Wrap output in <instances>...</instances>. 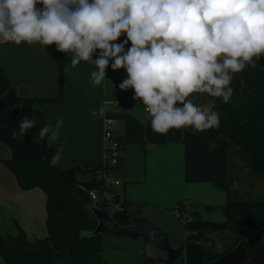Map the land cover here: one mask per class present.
I'll return each instance as SVG.
<instances>
[{"label":"clouds","instance_id":"clouds-1","mask_svg":"<svg viewBox=\"0 0 264 264\" xmlns=\"http://www.w3.org/2000/svg\"><path fill=\"white\" fill-rule=\"evenodd\" d=\"M0 37L17 46L55 45L72 56L73 69L81 62L94 65L93 86L105 81L111 60L113 71L126 73L119 89L133 90L155 133L185 127L201 133L219 129L221 117L194 103V94L229 103L235 74L264 58V0H0ZM17 123L19 132L11 136L19 140L36 124L35 113ZM48 132L45 125L39 139ZM92 235L79 232L81 238Z\"/></svg>","mask_w":264,"mask_h":264},{"label":"trees","instance_id":"trees-1","mask_svg":"<svg viewBox=\"0 0 264 264\" xmlns=\"http://www.w3.org/2000/svg\"><path fill=\"white\" fill-rule=\"evenodd\" d=\"M46 48L61 73L72 56L58 52L55 45ZM231 86L234 93L227 104L222 98L208 96L212 100L210 106L220 112L219 129L197 133L191 127H185L157 134L151 128V120L141 122L124 112H107L105 115L124 122L122 131L115 135L121 150L128 144L182 142L185 182H211L226 192L224 223L206 222L197 216L184 221L183 227L188 234L184 257L180 249V262L185 264L214 260L227 253L239 238L243 239L248 251L246 264H264V58L257 61L255 69L249 67L235 74ZM59 100L61 88L55 97L17 93L0 66V141L11 151V158L4 164L14 175L19 189L40 188L44 191L47 214L45 237L27 239L23 231L16 236L0 234L3 259L0 264H88L101 252L100 235L81 238L79 232L81 229L92 231L96 225L91 205L108 212L111 207L104 202L92 203L88 195L89 189L103 190L102 179L98 176L103 166L53 167L50 161L55 147L49 143L48 134L43 140L38 137L44 127L43 114L32 103ZM18 104L22 107L16 108ZM33 113L36 118L34 127L21 139H13L12 131L19 132L17 122L23 116L32 119ZM42 156L46 159H41ZM231 156L243 161L253 180L263 179L261 194L257 197H239L232 193L231 170L236 166ZM120 167L121 163L106 165L113 172L120 171ZM78 172L86 173L90 178L79 180ZM106 190L111 191V188L106 187ZM120 204L122 211L111 213L112 218L119 224H127L130 215L123 208L126 202ZM227 226L235 232L233 243L222 251L213 250L208 231L222 230Z\"/></svg>","mask_w":264,"mask_h":264},{"label":"rangeland","instance_id":"rangeland-1","mask_svg":"<svg viewBox=\"0 0 264 264\" xmlns=\"http://www.w3.org/2000/svg\"><path fill=\"white\" fill-rule=\"evenodd\" d=\"M112 62L109 61V67L106 69L105 81L93 86L90 74L94 65L81 62L73 71L69 62L59 73L56 61L49 55L46 46L41 48L38 44L29 46L26 43L17 46L13 42H4L0 37V64L10 76L13 87L17 86L19 89L21 86L27 89L31 86L33 90H39L40 84L45 81L42 88L56 92V83H63L66 98L62 104L54 105L59 108L58 116L51 114L52 118L47 121L50 130L49 141L55 145L54 155L62 150L57 167H83L87 163L101 162L105 141L104 115L99 109V104L103 95L113 94L117 104L127 105L137 113L143 112L142 103L132 99V89L127 92L119 89V83L126 78V73L123 69L113 71L110 66ZM202 96L203 94H199L194 103L206 107ZM34 106L38 104L34 103ZM59 116L68 120L60 125ZM147 117L150 118L148 113ZM53 132H56L57 138L50 139ZM173 145L175 144H161L154 150H148L146 158L138 152L136 146H125L121 150L123 167L112 176L120 182L111 188V192L117 196V200L113 201L116 208L109 207V212L122 211L120 202L124 199L125 186V212L130 216L144 217L157 225L167 234L170 244L181 249V256L184 257L188 234L183 227L184 221L197 216L206 222L224 223L226 216L223 204L227 195L223 189L211 182L186 183L183 177V148L179 151L173 148ZM10 153L9 147L0 141V185H3L0 186V203L8 200V190L18 188L14 175L4 164V161L10 158ZM231 160L236 166L235 170H231L232 193L249 198L261 194L263 179L253 180L239 157L231 156ZM145 164L149 172L147 182L142 181L141 176ZM150 169L153 174H150ZM98 176L97 179L100 177ZM77 178L85 180L87 174L78 172ZM41 191L45 195L44 191ZM5 212V208L0 209V230L3 234L8 232L7 227L11 225ZM12 232H15L13 228ZM208 232L213 242L212 249L215 251L224 250L235 239V232L230 226ZM100 241V254L92 257L88 264H171L156 246L143 238L131 239L103 233L100 234ZM0 261L2 262L1 255Z\"/></svg>","mask_w":264,"mask_h":264},{"label":"crops","instance_id":"crops-1","mask_svg":"<svg viewBox=\"0 0 264 264\" xmlns=\"http://www.w3.org/2000/svg\"><path fill=\"white\" fill-rule=\"evenodd\" d=\"M64 55L67 56H71L70 54H65ZM96 56H93V59H95ZM71 61V60H70ZM70 61H68L67 63H69ZM111 62V60H110ZM66 63V64H67ZM65 64V66H66ZM68 65V64H67ZM0 66L3 68V66L0 64ZM4 69V68H3ZM76 69V68H75ZM75 69L72 68L73 71H75ZM91 70H93L91 68ZM5 71V69H4ZM92 72V71H91ZM8 80L10 82V84L12 83L10 76L7 74V72L5 71ZM72 81V80H71ZM52 84V88L54 87V82L51 83ZM45 85V81L43 83L40 84V89L38 90H33L31 88V86H28V88H24L20 86V90L17 88V86L13 87L15 89V91L19 94H27L29 96H35V97H55L57 96V92H59V89L61 88V100L59 101H47V102H36L38 104V106H34V103H32V105L37 108L38 110L41 111V113L43 114V120H44V126L47 125V121L48 119L50 120L51 114H55L56 116H58V106H54L57 104H62L65 100V94L63 93V83H56V88L57 91L56 92H51V91H47L44 90V88H42ZM51 88V89H52ZM53 91V90H52ZM53 93V94H50ZM112 96V97H111ZM203 99L206 102L207 106L209 107L212 103V100L206 95L203 94ZM51 106V107H50ZM101 108H103V112L102 114L104 115V118L106 117V113L107 112H124V113H130L133 116H135L138 120H140L141 122H146L148 120H151V118L147 117V112L144 111V107H143V112H134V110L130 107H128L127 105L124 104H117V101L114 100L113 98V94L108 95H103L102 98L100 99V104H99V109L101 110ZM104 118H103V122H104ZM112 118V117H111ZM61 119L63 120L62 123H65V121H67L68 119H64L62 116H59L58 121H61ZM115 119V118H113ZM62 123H59L60 125H63ZM120 123V124H118ZM48 126V125H47ZM124 126V122L123 120H118L115 119V132L120 133V131H122ZM48 134V141H49V137H50V130L47 133ZM50 144H52V142L49 141ZM147 144H128L126 146H133L135 147L138 152H141L142 156L144 158L147 157V153L146 151L148 150H154L155 148L159 147L161 144H175L173 145L176 150L182 151V142H165V143H157V146H149ZM53 146H55L54 144H52ZM124 149V148H123ZM11 152V151H10ZM11 154V153H10ZM54 156V155H53ZM123 157V156H122ZM11 158V155H10ZM8 158V159H10ZM7 160V159H6ZM104 162V147H103V153H102V160L100 163H87L84 165H89V166H96V165H102ZM146 166V164H145ZM123 167V162L121 159V167ZM150 174H153V170L151 171V169L149 170ZM148 170H147V166L144 167L142 169V181L147 182V178H148ZM149 174V175H150ZM90 175L87 174V178L89 179ZM85 179V180H86ZM180 181V179H179ZM186 183H192V182H186ZM195 183V182H193ZM3 186V185H0ZM124 199L123 201H126V196H127V188L124 186ZM8 200L3 201L0 203V209L1 208H5V213L7 218L11 221V223L9 222V224H11L9 227H7V231L6 234H3V232L0 230V234H2L3 236H16L19 234L20 231H23V233L25 234L27 239H34V238H42L45 237L47 234L46 231V210H45V200L46 197L45 195H43L42 191L39 188H32V189H28V190H21L19 188L16 189L13 188L12 191L8 190ZM12 202H11V201ZM0 223H1V216H0ZM12 228L14 229V233L12 232ZM11 233V234H9ZM3 262V259H2ZM0 261V263H2Z\"/></svg>","mask_w":264,"mask_h":264},{"label":"water","instance_id":"water-1","mask_svg":"<svg viewBox=\"0 0 264 264\" xmlns=\"http://www.w3.org/2000/svg\"><path fill=\"white\" fill-rule=\"evenodd\" d=\"M194 95L199 96V94ZM148 145L157 146V143H149ZM90 210L96 219V225L91 231L93 235L112 233L131 239L143 238L156 246L166 260L176 264H185L180 262V248L172 246L167 234L146 218L132 215L129 216L127 224H119L108 211L94 205L90 206ZM247 262L248 251L244 247L243 239L239 238L237 243L227 253L203 264H246Z\"/></svg>","mask_w":264,"mask_h":264},{"label":"built area","instance_id":"built-area-1","mask_svg":"<svg viewBox=\"0 0 264 264\" xmlns=\"http://www.w3.org/2000/svg\"><path fill=\"white\" fill-rule=\"evenodd\" d=\"M145 111V108H144ZM146 112V111H145ZM115 119L111 117L104 118V162L102 164L103 170L99 176L102 179V185L104 186L102 191H98L95 188L88 190V195L95 203L97 201L104 202L106 205H111V208H116L113 201L116 199L114 192L106 190V187L113 188V186L119 185L118 179L112 178L116 173L106 168V165L115 166L121 163V147L115 139ZM121 203V202H120Z\"/></svg>","mask_w":264,"mask_h":264}]
</instances>
